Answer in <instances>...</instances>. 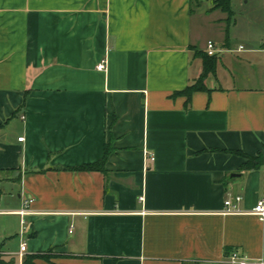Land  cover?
Segmentation results:
<instances>
[{"label": "crops", "instance_id": "0c3cea01", "mask_svg": "<svg viewBox=\"0 0 264 264\" xmlns=\"http://www.w3.org/2000/svg\"><path fill=\"white\" fill-rule=\"evenodd\" d=\"M254 2L231 0L228 22L190 0H0V201L33 199L25 226L0 215L22 225L6 261L264 263V220L224 214L227 199L244 213L264 199V163L244 170L238 154L264 157ZM208 57L207 90L174 96ZM106 146V172L83 170Z\"/></svg>", "mask_w": 264, "mask_h": 264}, {"label": "trees", "instance_id": "16d2710c", "mask_svg": "<svg viewBox=\"0 0 264 264\" xmlns=\"http://www.w3.org/2000/svg\"><path fill=\"white\" fill-rule=\"evenodd\" d=\"M190 1H191V5H192L191 12L194 11L193 8H199L202 5L201 0H190ZM212 10H221L222 12L228 14V16H229L228 22L231 21L232 16H233V10L231 7V0H213ZM211 58H215V57H211ZM205 65H206V69L204 70V73L202 74L200 79L196 83L187 87V89H185L184 91L175 93L174 96L185 95L188 99V102H189L191 100L193 93L207 90L205 87L204 81L207 78V76L210 73H213V71H214V60L210 59L209 57L206 58L205 59ZM111 153H112V150L109 149L108 146H106L104 160L98 164L86 165L83 167V170L106 172L105 167H104L105 159H107V157ZM238 154L243 155L245 158H248V162L243 167L244 170H256V169H259L263 166V163H264L263 154H260L258 157H255V158L247 157L243 153H239V152H238ZM14 263H15L14 260L6 261L3 258V256L0 254V264H14ZM25 264H32V261L27 259Z\"/></svg>", "mask_w": 264, "mask_h": 264}, {"label": "built area", "instance_id": "2783aa9c", "mask_svg": "<svg viewBox=\"0 0 264 264\" xmlns=\"http://www.w3.org/2000/svg\"><path fill=\"white\" fill-rule=\"evenodd\" d=\"M222 51L217 47V45L210 41L207 44V54L209 57H216L219 55ZM106 65L104 63L99 64L97 66L98 71H106ZM20 141H23V138L20 139ZM152 161L154 158L151 159ZM242 201L241 196H237L234 199L230 198L227 199L224 203V214L226 215H236V214H251L256 217H258L260 220H264V199L259 201L257 205L250 211V212H242L238 209L237 205ZM33 203V199L29 198L25 201L24 206L17 210V211H5L0 209V215H18L22 217V224L25 226L26 221L25 217L28 215L33 214V211L31 210V205ZM27 251V244L23 243L20 247V252L25 253ZM229 264H255L251 263L250 260H248L247 257L243 256L239 252L235 251L233 252L229 257ZM259 264H264L263 262Z\"/></svg>", "mask_w": 264, "mask_h": 264}, {"label": "rangeland", "instance_id": "374dc122", "mask_svg": "<svg viewBox=\"0 0 264 264\" xmlns=\"http://www.w3.org/2000/svg\"><path fill=\"white\" fill-rule=\"evenodd\" d=\"M249 0H234V6L241 2H246L244 5V9L246 12H251L253 6L255 5L254 0H251L249 4H247ZM260 1V10H259V17L261 19H264V0ZM201 3L211 5L213 7V0H201ZM212 3V4H211ZM195 7V6H194ZM232 16V19L233 20ZM3 199L1 198L0 201V208L6 209L5 206H3ZM22 225L19 218L15 216H0V252L2 253H13L16 252L18 249V239L16 237V234H20Z\"/></svg>", "mask_w": 264, "mask_h": 264}]
</instances>
